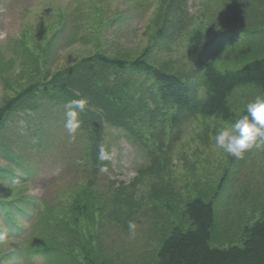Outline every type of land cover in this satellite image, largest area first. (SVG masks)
<instances>
[{
	"label": "rangeland",
	"instance_id": "rangeland-1",
	"mask_svg": "<svg viewBox=\"0 0 264 264\" xmlns=\"http://www.w3.org/2000/svg\"><path fill=\"white\" fill-rule=\"evenodd\" d=\"M184 1L185 13H181L179 0H0V108L17 100L12 116L19 123V117L28 110L26 103L19 102L20 94L28 86L98 52L131 60L147 52L155 60L178 67L182 57L179 46L196 29L205 35L209 30L221 33L242 29L256 38L263 35L249 43L251 46L264 42V0ZM63 26L66 35L56 36ZM106 26L110 29L104 33ZM226 36L221 35L217 41L226 42ZM50 39L53 48L49 52ZM169 51L174 52V58L164 57ZM254 53L240 54L238 60H234V54L229 62L221 64V69L238 68L248 61L243 59L255 57ZM262 55L264 52L257 56ZM261 95L255 86L236 88L230 96L235 114L228 121L204 118L201 113L190 115L193 118L176 127L157 120L161 129L157 136L152 135L154 121H145L138 141L152 156L148 160L123 140L121 134L133 130L126 127L106 126L91 135L94 153L98 155L99 145L106 144L115 152L112 161H100L91 154L82 128L75 139L67 133L41 148L14 150L22 165L0 160V200L20 203L29 217L37 213L31 204L43 207L45 215H38L40 219L26 240H17L24 232L14 235L10 230L0 242V259L17 246L26 245L31 251L56 252L48 264H154L168 229L164 231L166 222H180L187 201L201 194L214 195L220 183L215 221L222 237L215 236V242L237 243L244 226L255 222L264 203V146L253 147L237 158L218 148L214 137L239 119V111ZM65 111L55 107L47 127L64 123ZM155 117L168 120V116L155 112L136 118L135 123ZM104 165L108 170L101 172ZM12 169L29 172L26 181L11 185L10 178L4 180ZM85 187L87 194L83 192ZM179 198V206L168 212L167 204ZM58 202L92 206H87L78 225L74 223L77 214L68 210L62 212L65 215L60 222L50 226L52 213L58 209L49 212L48 206ZM129 221L137 225L134 234L128 228ZM20 222L30 227L26 215ZM0 224H7L3 216ZM149 225L160 236L150 238ZM45 237L48 239L43 240ZM35 262L42 264L41 258Z\"/></svg>",
	"mask_w": 264,
	"mask_h": 264
},
{
	"label": "trees",
	"instance_id": "trees-1",
	"mask_svg": "<svg viewBox=\"0 0 264 264\" xmlns=\"http://www.w3.org/2000/svg\"><path fill=\"white\" fill-rule=\"evenodd\" d=\"M262 36L256 39H262ZM204 37L206 36L202 32H195L194 49L206 51L210 46L219 45L217 38L207 43ZM246 42V39H243L242 43ZM242 43L234 46L236 58L239 59L240 54L252 52H255L252 54L255 57H247L248 61L243 66L224 72H221L214 63L208 64L195 82L201 91L205 90L204 97L190 80H182L179 76L161 72L145 60V55L129 62L113 58L104 60L99 55L96 57L99 60L94 58L80 60L56 72L49 79L31 84L20 94L19 102H24L27 106L39 107L43 106L41 100L47 97L44 105L52 102L62 105L72 99H79L77 94L83 93L81 98L89 100L87 105L91 103L96 108V112L92 113L93 116L82 117L81 120H84L85 125L89 123V117H91L95 124H102L104 120L110 123L123 120L125 126H129L136 118L152 113L149 105L151 102L157 103V108L162 105L161 113L168 116L170 122L177 126L179 123L175 110H183L189 115L201 113L206 117L215 116L231 120L235 111L230 96L237 87L253 85L259 87L264 96V55L257 56L264 52V42H261L258 47L249 44L243 50L236 48L242 46ZM91 61L106 70L107 75L104 78L99 79L92 72ZM128 69L133 71L132 74L127 75ZM151 80L153 84L148 83ZM90 87L93 88L89 91ZM16 103L17 100H12L5 111L0 110V127L4 122V116L12 106H16ZM246 114V109H243L241 115ZM99 129H102L101 125L86 127L90 136ZM1 131L0 128V133ZM0 136L1 143L5 133H1ZM224 177L226 178L225 174ZM224 177L222 176V179ZM20 182L25 181L21 179ZM219 186L214 195L201 194L187 201L180 215V222L176 220L166 222L168 226L164 227V231L168 229L163 236L164 239L154 264H264V203L260 207L259 216L255 222L244 226L237 243L217 244L215 242V236L222 237L215 221ZM83 192L87 194V187ZM87 206L91 207L92 204L87 203ZM87 206H79L78 203L64 205L61 202L51 204V207L48 206L49 212L57 209L58 211L52 213L50 226L60 222L61 217L65 215L62 212L68 210L77 214L74 223L78 225L81 218L84 219L82 215L87 212ZM178 206L179 204L171 201L166 208L170 212ZM36 209L37 223L40 219L38 215L44 210L43 207H36ZM79 209L81 211L77 213ZM42 214L45 215L44 212ZM149 231H151L150 225ZM7 257V253L4 254L0 264Z\"/></svg>",
	"mask_w": 264,
	"mask_h": 264
},
{
	"label": "clouds",
	"instance_id": "clouds-1",
	"mask_svg": "<svg viewBox=\"0 0 264 264\" xmlns=\"http://www.w3.org/2000/svg\"><path fill=\"white\" fill-rule=\"evenodd\" d=\"M87 98L72 99L65 105L64 127L69 135L75 139V133L81 127L80 114L87 107ZM246 115L241 116L228 127L220 129L214 137L215 144L229 155L241 158L245 151L253 147L264 146V96H257L246 105ZM115 152L110 151L106 144L99 145L98 159L112 161ZM82 161H77L81 163ZM107 165L101 167L106 172ZM137 225L134 221L128 222L130 233L134 234Z\"/></svg>",
	"mask_w": 264,
	"mask_h": 264
}]
</instances>
